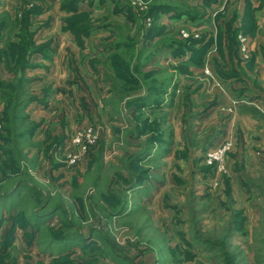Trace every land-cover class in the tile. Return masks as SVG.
<instances>
[{
  "label": "rangeland",
  "instance_id": "1",
  "mask_svg": "<svg viewBox=\"0 0 264 264\" xmlns=\"http://www.w3.org/2000/svg\"><path fill=\"white\" fill-rule=\"evenodd\" d=\"M69 2L0 0V264H264L253 12Z\"/></svg>",
  "mask_w": 264,
  "mask_h": 264
},
{
  "label": "crops",
  "instance_id": "2",
  "mask_svg": "<svg viewBox=\"0 0 264 264\" xmlns=\"http://www.w3.org/2000/svg\"><path fill=\"white\" fill-rule=\"evenodd\" d=\"M191 2H196V23L202 25L205 21L212 22V24L220 25L223 20L229 21L233 17L234 23L236 26H245V9L248 7L252 13V23H253V33H247L248 35H253L255 40H258L259 35L264 38V0H259L257 4L246 1L250 0H239V3H232V0H189ZM200 4V5H198ZM185 14V15H184ZM224 17H222V15ZM221 15V16H220ZM181 16L187 17L186 13H182ZM220 16V18L218 17ZM219 19H218V18ZM209 18V20H208ZM248 21V20H247ZM187 22V21H186ZM263 24V27L262 25ZM253 38V39H254ZM252 53V58L248 62L249 72L247 71L248 79L255 80L257 83L262 85L261 82L264 80V72L261 69H264V51L254 50Z\"/></svg>",
  "mask_w": 264,
  "mask_h": 264
},
{
  "label": "trees",
  "instance_id": "3",
  "mask_svg": "<svg viewBox=\"0 0 264 264\" xmlns=\"http://www.w3.org/2000/svg\"><path fill=\"white\" fill-rule=\"evenodd\" d=\"M69 1L70 2L68 3V6L73 5L76 2V0H69ZM3 23L4 22L0 23V29H1L2 25H3ZM27 24H26V26H27ZM24 33L28 34V31L24 32ZM231 42H232V44H233V42L235 43V35L234 34H232ZM30 43H31V40L30 41L27 40V42L25 41L24 45H21L22 47H19V44L17 45V44H13V43L9 44L7 46V50H9L7 52L9 53V55H7L8 53L4 54V56L6 58L7 69H10L11 62L15 63L13 70L14 71L16 70V72L17 71H23L28 66L27 57L26 56H27V54H29V45H30ZM235 54L236 53H235V50H234V55ZM19 82L20 83L22 82L23 84H25L23 79H21ZM12 89H14V88H12Z\"/></svg>",
  "mask_w": 264,
  "mask_h": 264
},
{
  "label": "built area",
  "instance_id": "4",
  "mask_svg": "<svg viewBox=\"0 0 264 264\" xmlns=\"http://www.w3.org/2000/svg\"><path fill=\"white\" fill-rule=\"evenodd\" d=\"M183 37H185V38L188 37V34L184 32L183 33ZM239 38H240L239 41L241 42L240 51L243 54L244 53V48H245L244 43H243L244 42V39L241 38V36H239ZM77 140H78V138H77ZM227 149H228V145L222 147L221 150H220V152H219V154H217L216 156H214V159H218L219 156L221 154H223L224 152H226Z\"/></svg>",
  "mask_w": 264,
  "mask_h": 264
}]
</instances>
